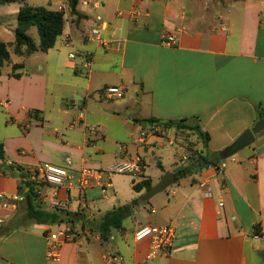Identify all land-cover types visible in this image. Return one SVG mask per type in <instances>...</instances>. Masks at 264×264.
<instances>
[{"label": "crops", "instance_id": "1", "mask_svg": "<svg viewBox=\"0 0 264 264\" xmlns=\"http://www.w3.org/2000/svg\"><path fill=\"white\" fill-rule=\"evenodd\" d=\"M228 3L79 0V18L65 21L53 48L41 52L43 69L30 72L11 62L8 72L1 71L0 143L6 165L24 169L48 164L76 176L83 165L105 168L137 157L140 174L129 178L121 206L146 191L134 192L132 182L149 179L152 186L166 171L188 164L186 145L165 125L181 120H195L208 135L204 148L186 131L208 164L136 206L130 215L133 229L122 224L102 241L96 230L75 228V238L60 243L57 262L47 260L45 236L66 225L28 219L24 199L0 228V264H107L105 256L114 253L122 264H264V248L253 238L264 223V132L219 168L221 152L264 120V0ZM92 10L94 24L100 18L120 31L119 48L112 45L105 51L87 39L90 28L85 30L84 23L91 20ZM131 10L138 15L128 17ZM14 29L4 43L13 42ZM162 35L172 36L173 44H162ZM14 64L23 66L14 72L20 74L17 79L12 76ZM105 87L120 88L121 96L103 99ZM149 119L158 123L142 122ZM122 145L125 149L120 150ZM91 150L101 156L100 162H89ZM152 166L159 176L147 173ZM202 181L212 188L210 198L198 187ZM110 184L117 198L111 179ZM96 190L107 203V194L97 187L58 190L64 210L76 214L72 227L84 222L97 227L109 211L94 200ZM0 192L20 193L13 172L0 169ZM166 225L175 228L173 246L147 260L148 239L136 241L135 233Z\"/></svg>", "mask_w": 264, "mask_h": 264}, {"label": "built area", "instance_id": "2", "mask_svg": "<svg viewBox=\"0 0 264 264\" xmlns=\"http://www.w3.org/2000/svg\"><path fill=\"white\" fill-rule=\"evenodd\" d=\"M93 7L97 8L95 4ZM123 13H118V17H122ZM138 15L135 10L127 13V16L134 18ZM108 31L107 36L104 33ZM119 30L108 23L102 22L100 18L88 31L87 39L95 42L101 49L108 51L112 45L119 48L123 42V38L119 34ZM161 43L166 46L173 44V37L170 35H162ZM68 58H73L68 55ZM121 96V89L118 87H105L100 92V97L103 99H112ZM156 130V129H155ZM157 131V130H156ZM120 150L125 149V145L119 146ZM137 157L131 160L121 159L105 168H93L88 165H83L79 168L76 176L68 172L66 168H58L48 164H40L32 167L24 168V175L18 178V182L27 185V190L31 189L34 195L38 196L40 208L46 211L56 209L64 210L66 205L58 200L57 192L63 186L71 189L74 185L78 190L97 187L100 193L105 196L111 188V174H128L138 176L140 174V163ZM67 166L71 165L70 159H66ZM224 167V161L220 162L219 168ZM198 187L202 189V194L205 198L212 196V188L207 182L198 183ZM44 188H48V192H44ZM24 200L23 194L18 193L12 196H7L0 192V228L6 221V218L14 213L20 202ZM222 206V203H219ZM76 231L71 225H66L63 229L57 232H47L45 239L47 243L46 257L48 261L57 262L60 258V243L66 240H73ZM135 240L140 241L148 239L149 250L146 256L147 260H154L159 255L166 253L173 246L175 239V228L172 225L161 227H143L135 233ZM253 238L258 240L264 248V223L261 230L256 233ZM107 264H122V258L117 254H107L105 256Z\"/></svg>", "mask_w": 264, "mask_h": 264}, {"label": "trees", "instance_id": "3", "mask_svg": "<svg viewBox=\"0 0 264 264\" xmlns=\"http://www.w3.org/2000/svg\"><path fill=\"white\" fill-rule=\"evenodd\" d=\"M21 1L23 0H0V7ZM78 2L79 0H67L70 16L79 18V14L76 10ZM64 17V13L61 10L48 9L42 6H21L18 9L15 18L13 42L11 43L13 54H17L18 56H30L35 52L46 53V51L53 48L56 39L62 34L65 28L66 20ZM31 28H35L36 30L38 35V45H35L33 40L27 35V31ZM8 47V43L6 44L4 42H0V75L2 67L9 62ZM22 68V64L12 65V76L16 79L19 78L20 74L16 75L14 72H17V70H21ZM142 122H148L149 124L158 123V121L153 119ZM165 125L167 126L168 123ZM175 130L192 132V134L201 142L202 146L206 148L208 135L201 132L195 120L178 121ZM263 132L264 130H262L259 134L257 133V135H260ZM2 147L3 146L0 143V169L4 172H13L18 178H21L24 175L23 168L17 165L14 166L13 164L6 165L4 163L5 155ZM206 164H208V161L202 154H200V152H197L196 157L188 161V164L175 174L176 179L183 178V176H187L194 169H199ZM158 167L161 168L160 165H158ZM27 187V185H23L18 182V189L20 193H22V190ZM150 187L151 181L149 179H144L137 183L132 182V190L134 192L148 190ZM22 194L26 203V217L28 219L38 224L62 223L65 225H72L75 222L76 214H72L66 210L56 209L53 211H45L41 209L39 198L33 194L31 189ZM142 203L144 204L145 202H142L140 198H136L128 204L114 207L103 213L100 216L96 227L99 239L105 241L110 237L112 231L121 230L123 220L133 213L136 206Z\"/></svg>", "mask_w": 264, "mask_h": 264}, {"label": "rangeland", "instance_id": "4", "mask_svg": "<svg viewBox=\"0 0 264 264\" xmlns=\"http://www.w3.org/2000/svg\"><path fill=\"white\" fill-rule=\"evenodd\" d=\"M225 1H226V5H229L228 0H225ZM238 1L242 2L243 0H238ZM23 5H26L29 7L42 6V7L48 8V9L61 10L64 13L66 21H69V19L71 17L70 12H69V7L67 4V0H23L21 2H16V3H12L10 5H6V6L0 8V40L2 42L10 41L11 32H12L13 28L15 27V18H16L17 11ZM78 8H79V10H81V8H82L81 3L79 4ZM95 13L93 12V10H92V13L90 11L89 16H90L91 20L86 21L84 23L85 30H87V28H91L92 26H94L93 24H94V19H95ZM27 35L33 40L35 45H38V35L36 33L35 28H31L30 30H28ZM8 44H9V47H8L9 62L7 63V65L5 64L2 67V72L4 74L6 72H8V70L10 68L9 64H11V62L22 63L24 65V68L26 70H29L30 72H33L35 70V68H38V67L42 68L43 54L41 52H36L35 54L30 55V56L20 57L17 54L16 55L13 54L11 43H8ZM49 82H50V87H53L52 79H49ZM176 132H177V136L180 139V141L183 144H185L187 147L186 161H190L192 158L196 157V153L198 151L196 148L197 143L193 139V135L191 133H187L186 131H176ZM167 147H168V149L171 150L170 146L167 145ZM108 148L109 147H107V149ZM90 156H91V159H90L91 161H89V162H94V161L100 162V160H101V156L93 153L92 150L90 151ZM103 158H104V160L108 159L107 152H105V155ZM229 160H231V158L227 159V161H229ZM147 173L150 174L151 176H159L161 174L154 166L149 168L147 170ZM127 177L121 176L119 174H111L110 175L111 183L113 184L114 187L117 188V191H116L117 192L116 193L117 198H114V196L112 195V189H109L107 191V197L109 198V201L107 203H104L99 192H97V190H96L95 195H94L95 196L94 200L98 203L104 204L105 208L108 210H110L112 208V205L118 206V204H119L118 202H124V201H122V200H124L123 194L125 191L128 190L129 178H132L133 176L128 175ZM91 208L94 209V206H91ZM133 222H134V220H133L132 216H129L123 220L122 224H123L124 228L129 230V229L134 228ZM81 226L82 227L84 226L85 228H88L91 230L92 229L96 230V226L94 225V223H90V222H88V223L84 222L80 225L75 224V225H73V227H74L73 230L75 228H76V230H79V227H81ZM92 234L95 235L94 231Z\"/></svg>", "mask_w": 264, "mask_h": 264}, {"label": "water", "instance_id": "5", "mask_svg": "<svg viewBox=\"0 0 264 264\" xmlns=\"http://www.w3.org/2000/svg\"><path fill=\"white\" fill-rule=\"evenodd\" d=\"M172 129H176L177 123H171L167 125ZM262 130H264V120H260L253 125L252 128L244 131L230 146H228L224 151L221 152L222 161L239 152L240 150L249 147L254 142V136L259 134ZM182 169V166L176 167L171 171H166L159 181L152 185L148 190L144 192V194L140 197L141 201H146L150 199L152 196L165 191L167 188L171 187L176 183L175 174Z\"/></svg>", "mask_w": 264, "mask_h": 264}]
</instances>
